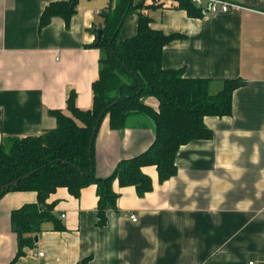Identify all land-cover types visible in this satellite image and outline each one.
<instances>
[{"label": "crops", "instance_id": "crops-1", "mask_svg": "<svg viewBox=\"0 0 264 264\" xmlns=\"http://www.w3.org/2000/svg\"><path fill=\"white\" fill-rule=\"evenodd\" d=\"M55 1L61 0H0V143L55 128L48 111L68 113L70 92L79 109L92 106L101 57L91 47L93 29L101 28L110 0H79L68 28L54 18L39 32L43 9ZM227 1L243 9L192 18L171 0H133L134 6L161 3L146 11L151 28L180 36L163 47V69L211 79L214 92L222 80L245 81L232 95L230 116L204 118L212 138L181 146L176 174L163 183L155 167L142 168L152 181L143 196L115 182L116 209L107 211L101 228L94 185L78 198L57 189L47 202L54 203L64 230L44 224L37 247L13 263L10 213L37 198L35 192L5 194L0 264H76L87 257L88 264H264V0ZM137 20V12L125 19L118 41L136 34ZM146 102L157 109L156 100ZM153 140L144 115L128 116L121 130L110 129L106 116L94 140L95 175L109 176L120 160L139 155Z\"/></svg>", "mask_w": 264, "mask_h": 264}, {"label": "trees", "instance_id": "trees-1", "mask_svg": "<svg viewBox=\"0 0 264 264\" xmlns=\"http://www.w3.org/2000/svg\"><path fill=\"white\" fill-rule=\"evenodd\" d=\"M171 1L189 17L203 15L189 0ZM78 2L47 4L39 17L38 31L54 18L63 20L68 28ZM160 6L161 3L134 6L133 0H110L102 11L105 16L101 40L96 43L95 39L91 45L101 51L98 78L91 84V108L79 109L75 93L70 92L65 102L68 113L48 111L55 119V128L38 136L9 137L0 143V199L9 192H35L37 198L35 203L24 204L10 213L16 241L11 263L23 257L25 249L33 248L34 237L44 224L51 223L54 231L64 230L54 215V203L47 202L57 189L65 188L78 198L83 188L94 185L98 198L96 226L101 228L106 224L107 211L116 209L115 182L120 188L134 187L143 196L152 189V181L142 168L155 167L159 183L169 180L176 174L175 158L181 146L212 138L204 118L231 115L232 95L245 81L222 80L214 92L211 79H190L184 77L182 69L162 68L163 47L180 36L164 35L151 28L146 11ZM136 12V34L118 41L125 19ZM148 99L156 100L157 109L147 104ZM132 114L144 115L152 122L153 142L139 155L120 160L109 176L97 177L94 140L102 120L107 116L110 129L121 130ZM88 263L89 257L76 264Z\"/></svg>", "mask_w": 264, "mask_h": 264}, {"label": "built area", "instance_id": "built-area-1", "mask_svg": "<svg viewBox=\"0 0 264 264\" xmlns=\"http://www.w3.org/2000/svg\"><path fill=\"white\" fill-rule=\"evenodd\" d=\"M194 6L200 8L202 12L207 11L208 14H229L236 13L243 9L242 6L231 3L227 0H189ZM64 216L61 215V218ZM133 222L136 221L135 216L130 217ZM42 257V253L37 254ZM249 264H253L252 262Z\"/></svg>", "mask_w": 264, "mask_h": 264}, {"label": "water", "instance_id": "water-1", "mask_svg": "<svg viewBox=\"0 0 264 264\" xmlns=\"http://www.w3.org/2000/svg\"><path fill=\"white\" fill-rule=\"evenodd\" d=\"M203 14H208V12L207 11H204L203 12ZM104 16H105V14H104ZM93 33L95 34V37H96V43H99L100 42V40H101V37H102V35H103V30H102V28H95V29H93ZM32 173H34V172H32ZM12 184V183H11ZM9 186V185H8ZM6 186H4V187H2V188H5ZM37 241H38V236H35L34 237V241H33V247L34 248H36L37 247Z\"/></svg>", "mask_w": 264, "mask_h": 264}]
</instances>
